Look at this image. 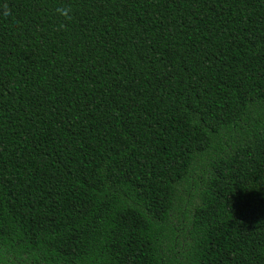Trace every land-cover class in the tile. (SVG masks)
<instances>
[{"label": "trees", "instance_id": "trees-1", "mask_svg": "<svg viewBox=\"0 0 264 264\" xmlns=\"http://www.w3.org/2000/svg\"><path fill=\"white\" fill-rule=\"evenodd\" d=\"M0 264H264V0H0Z\"/></svg>", "mask_w": 264, "mask_h": 264}, {"label": "clouds", "instance_id": "clouds-1", "mask_svg": "<svg viewBox=\"0 0 264 264\" xmlns=\"http://www.w3.org/2000/svg\"><path fill=\"white\" fill-rule=\"evenodd\" d=\"M56 11H57V13H59L61 16H63L66 20H71L72 19V15H71V13H72V9H71V7L69 6V7H58L57 9H56ZM3 16L5 17V18H7L8 16H10L12 13H11V10L10 9H8V8H6L5 7V9H4V11H3ZM60 27H64V25L63 24H61L60 25Z\"/></svg>", "mask_w": 264, "mask_h": 264}]
</instances>
